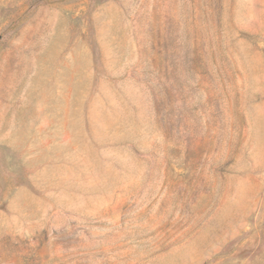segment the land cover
Returning <instances> with one entry per match:
<instances>
[{
	"label": "rangeland",
	"instance_id": "374dc122",
	"mask_svg": "<svg viewBox=\"0 0 264 264\" xmlns=\"http://www.w3.org/2000/svg\"><path fill=\"white\" fill-rule=\"evenodd\" d=\"M0 264H264V0H0Z\"/></svg>",
	"mask_w": 264,
	"mask_h": 264
}]
</instances>
